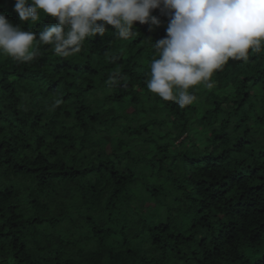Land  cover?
<instances>
[{"label": "trees", "instance_id": "16d2710c", "mask_svg": "<svg viewBox=\"0 0 264 264\" xmlns=\"http://www.w3.org/2000/svg\"><path fill=\"white\" fill-rule=\"evenodd\" d=\"M15 3L0 12L37 38L58 22ZM152 15L69 57L0 52V264H264V47L181 108L147 88Z\"/></svg>", "mask_w": 264, "mask_h": 264}, {"label": "clouds", "instance_id": "9594fccd", "mask_svg": "<svg viewBox=\"0 0 264 264\" xmlns=\"http://www.w3.org/2000/svg\"><path fill=\"white\" fill-rule=\"evenodd\" d=\"M157 8L169 18L167 35L153 43L158 55L151 60L147 88L181 108L195 100L189 89L200 84L211 89L213 74L230 59L247 62L250 50L264 47V0H16L21 21L37 24L43 12L58 22L44 26L37 38L0 12V52L29 62L38 40L57 56L69 57L80 53L87 39L104 37L109 25L125 40L135 34L137 21L155 31L162 24L152 15ZM118 76L111 74L109 83Z\"/></svg>", "mask_w": 264, "mask_h": 264}, {"label": "rangeland", "instance_id": "374dc122", "mask_svg": "<svg viewBox=\"0 0 264 264\" xmlns=\"http://www.w3.org/2000/svg\"><path fill=\"white\" fill-rule=\"evenodd\" d=\"M142 115H144V114H142ZM194 128L192 129L193 131H192L191 135L195 139V141L199 144V146H202L203 145L202 144V139H200V137H201L200 131L202 129L199 128V126H195ZM187 144L191 146L192 145V142H188Z\"/></svg>", "mask_w": 264, "mask_h": 264}]
</instances>
